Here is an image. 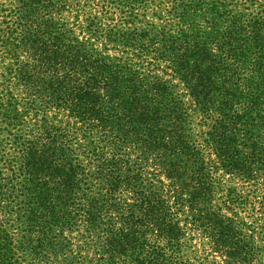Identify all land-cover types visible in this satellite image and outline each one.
I'll use <instances>...</instances> for the list:
<instances>
[{
    "label": "trees",
    "instance_id": "obj_1",
    "mask_svg": "<svg viewBox=\"0 0 264 264\" xmlns=\"http://www.w3.org/2000/svg\"><path fill=\"white\" fill-rule=\"evenodd\" d=\"M0 264H264V0H0Z\"/></svg>",
    "mask_w": 264,
    "mask_h": 264
}]
</instances>
